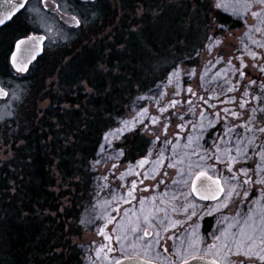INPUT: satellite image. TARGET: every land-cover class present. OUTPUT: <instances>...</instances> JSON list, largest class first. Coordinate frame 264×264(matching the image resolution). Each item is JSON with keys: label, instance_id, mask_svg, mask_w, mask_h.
I'll return each mask as SVG.
<instances>
[{"label": "snow or ice", "instance_id": "obj_1", "mask_svg": "<svg viewBox=\"0 0 264 264\" xmlns=\"http://www.w3.org/2000/svg\"><path fill=\"white\" fill-rule=\"evenodd\" d=\"M96 3L87 0L93 8ZM205 5L213 17L223 13L242 25L236 53L227 58L218 52L202 68L187 67L183 57L161 51L142 30L137 36L143 79L132 94L136 110L108 113L93 159L100 163L107 153L134 160L138 179L130 187L119 185V196L108 188L111 199L104 203L116 215L103 217L98 235L104 243L93 242L85 264H264V0H205ZM49 7V0H0V32L10 24L23 29L5 54L17 74L29 72L37 49L50 39ZM61 18L82 27L76 15ZM217 35H224L223 27L206 34L200 47L211 53L214 45L230 46L226 36L217 40ZM245 60L259 75L244 70ZM153 98L156 115L142 103ZM173 124L179 131L170 136ZM148 179L156 183L140 187ZM207 217L212 223L202 229Z\"/></svg>", "mask_w": 264, "mask_h": 264}, {"label": "trees", "instance_id": "obj_2", "mask_svg": "<svg viewBox=\"0 0 264 264\" xmlns=\"http://www.w3.org/2000/svg\"><path fill=\"white\" fill-rule=\"evenodd\" d=\"M173 1L97 0L93 8L69 0L82 25L88 24L90 34L94 33L93 37H97L95 30L100 28L101 31L102 25L103 29L109 30V35H113L115 43L105 51L88 49L92 36L57 44L49 51L45 49L23 78L11 70L5 56L12 41L21 35L22 27L10 24L0 32V81L17 77L32 91L37 84L45 86L52 79V88L62 95L61 102L68 106L67 111H61L65 114L56 110L54 114L44 116L45 122L40 127L32 126V133L25 136L17 149L16 160L10 163L9 169L0 170V264H81L79 248L82 242L70 240L81 238L76 231L78 228L69 229L65 223L69 218L77 221L79 208L89 206L92 198L89 193L99 192L100 197V183L110 186L116 176L112 166L110 172L104 166H94L93 157L105 127L104 118L110 111L120 108L126 114L136 99L132 95L138 91L136 81L143 79L139 75L140 41L137 39L141 30L161 51L171 48L175 56L183 57L187 67L206 63L207 54L200 46L205 42L206 34L211 36L221 27L224 35H217L216 39L223 40L226 36L230 46L220 45L215 57L218 52L226 58L236 53L233 46L242 25H235L223 13L213 17L205 0H193L194 18L185 26L186 19L178 13L181 11L170 6ZM103 29L99 33L104 32ZM174 46L180 51H174ZM67 47L72 51H65ZM189 53L196 63L189 62ZM244 70L257 76L250 63ZM82 84L91 90L90 95L80 94ZM191 86L195 89L196 83ZM177 110L183 113L182 109ZM49 119L55 122L48 123ZM175 128L174 124L170 126V136L176 133ZM52 168L60 181L58 186ZM104 176L108 177L107 181L103 180ZM65 198H69L68 207L62 202ZM93 203L91 206L95 207ZM67 238L70 241H65Z\"/></svg>", "mask_w": 264, "mask_h": 264}, {"label": "rangeland", "instance_id": "obj_3", "mask_svg": "<svg viewBox=\"0 0 264 264\" xmlns=\"http://www.w3.org/2000/svg\"><path fill=\"white\" fill-rule=\"evenodd\" d=\"M52 1L56 2L59 5V8H61L63 12L72 13L73 10L76 11V8L74 7V5L70 4L69 0H52ZM37 2L38 0H32L33 4H36ZM191 2H193V0H183V1L174 0L170 6L171 8L179 9L181 12H178V13L179 14L182 13V18H184V20L186 19V22L187 21L190 22L191 18H194L193 13H195L196 11L195 9H191ZM206 15L207 13L205 12L204 16ZM182 18L180 19L182 20ZM45 19L49 26V36H50V39L48 38V43H47L48 51L51 49V47H48V46H50L53 42L60 41V43L66 44L68 40H72L75 37H76L75 38L76 40H79L80 38H84L86 36L93 37L94 33L90 34L91 31L88 28L89 27L88 24L87 25L85 24L82 27L81 31H78L77 33H73V32H68L65 29H62L59 26L56 18L50 17L49 15L46 14ZM187 23H183V24L185 26H188L189 23L188 24ZM43 27L44 26L42 24L41 29H43ZM100 27L102 31L104 27L102 25ZM103 30L104 32L102 33H99L100 28H97V30H95L97 37L95 36L92 38L91 47L90 48L88 47V49L94 48L95 50L100 49L102 51H105L107 47L115 43L113 39V35L112 34L109 35V30L108 29L107 30L103 29ZM242 31H243V28L238 30L239 34L235 42L236 44H234L235 46L238 45V38L241 36ZM39 33L43 34V31ZM197 34L199 35V33ZM193 37L195 38V35H193ZM94 45H96L97 47H93ZM217 49L218 47L214 45L213 51L211 53L205 50L207 54V58H206V63H204V65L208 64L209 61H214V59L216 58L215 52H217ZM64 50L67 52L72 51V49H68V47ZM164 52L172 53V50L171 48H167ZM233 62L236 63L237 65L239 63L238 61H233ZM204 65H202L201 68ZM220 67H222V64L216 65V68H220ZM215 70L216 69H213V71ZM253 72H255L256 75H259V73L257 72L255 68H253ZM37 74L39 75V77H41L40 72L38 70H37ZM15 78L16 79H6V80L0 81V86L8 92V96L6 97V99L0 100V170L9 169L10 163L16 160L17 149L20 147V143L24 140L25 136L32 133L31 132L32 126L40 127L45 122V120L43 119L44 116L45 115L49 116L51 114H54L56 110H60V112L58 113H60L61 115L65 114L61 112L62 110H64V112L68 110L67 104H64L61 102L63 99L62 95L56 93L54 89L52 88V85H53L52 79L48 81L45 86L44 84L43 85L37 84L31 91L30 88L28 89L26 84L19 82L17 80V77ZM77 93L78 92H76V94ZM90 93H91V90H89V88H87L85 84H82L80 94L86 96V95H90ZM51 97H53V100L50 99ZM50 103L52 104L51 107H49ZM142 103L144 104L145 107H149V105H151L149 108L150 112L154 115L158 114L155 98H153L152 101L145 100ZM130 108L132 111H135L136 105L133 103ZM180 109L184 111L183 108H180ZM128 114H129V108H128L126 115ZM54 122H55L54 119L48 120V123L53 124ZM13 124L15 127H12ZM175 131L178 132L179 129L175 128ZM98 153H99V147L97 148L96 156ZM124 160L125 159L123 157H110L107 153L105 154L104 159L100 161V163H97L96 160H94V166L96 167L104 166L108 169L109 172L110 170H112L111 166L113 164H116L117 167L113 168L114 170L113 172L115 173L116 176L111 184H113L114 181L116 182L114 185H111V184L110 186L105 185L104 190H101L100 192L101 193L100 197H98L97 194L91 195L89 193V196H92V198H90L89 206H86L85 208L83 207L79 208L78 210L79 212L77 214V217H78L77 221H75L74 218L73 219L69 218V220H67L65 223L67 224L66 226H68L69 229L71 227H73L74 229H76V227L78 228L76 229V231L80 234L79 237L81 238H77L75 237V235H73L72 237H75V238H72V239L70 238V240L71 241L81 240L82 242L81 247L79 248L80 250L79 251L80 253L79 262L81 264H85V257L87 255L89 247L93 244V242H95L96 244L104 243L103 238L98 235V225H102L105 222L103 217L107 214L116 215V213L112 212L111 208H108L104 203L105 201H108L111 199V197H109L108 195V188H111L113 193L116 196H119L120 191H122L118 189L119 185L126 184L130 187L131 181L138 179L133 174L135 171H137L135 167L136 163L132 164ZM146 167H149V166H146ZM53 169L54 168H52V176L55 179L56 186H58L60 181L57 178L56 171ZM108 176H110L111 178L110 173L108 174ZM160 178L162 177L158 176L157 180ZM155 183L156 181L148 179V180H145L144 185H141L140 187H144L145 185L151 186V185H154ZM160 187L162 190L163 186L161 185ZM64 190H66V187H64ZM56 193H57L56 195H58L60 194V191ZM137 195L148 196L149 193H139L138 192ZM93 196H94V199H93ZM68 200L69 198H65L62 200V202L64 203V207L69 206ZM92 202H94L93 204L95 205V207L91 206ZM123 207L127 208L129 206L124 205ZM122 211H121V214H122ZM55 217L56 216H52V218H55ZM211 223H212V218L207 217L205 221L202 222V229H206L208 225ZM111 227L112 226L110 225L109 228ZM67 233L68 231L65 234L67 235ZM68 239L69 238H67L66 240L64 239V240L70 241ZM71 256H73V253L71 254Z\"/></svg>", "mask_w": 264, "mask_h": 264}, {"label": "water", "instance_id": "obj_4", "mask_svg": "<svg viewBox=\"0 0 264 264\" xmlns=\"http://www.w3.org/2000/svg\"><path fill=\"white\" fill-rule=\"evenodd\" d=\"M78 2H82V3H87V0H77ZM49 4H50V7H49V9H48V13H51V14H56L57 16H58V18H59V20L60 21H62V23L63 24H65V25H67V26H69V27H75V25L73 24V25H69V24H67V23H65V20L64 19H62L61 18V13H63L62 11H61V9H58L59 7H58V4L57 3H55L54 1H52V0H49ZM64 14V17L65 18H67L68 16H71V15H69V14H65V13H63ZM45 41H46V38H45ZM45 41H44V43H45ZM44 43L40 46V48H44ZM40 48H38L37 50L39 51V55L37 56V60H38V58H40L41 57V55L43 54V51H40ZM36 60V61H37ZM36 61H34L31 65H30V67L36 62ZM26 74V73H25ZM21 75H24V74H21ZM0 88H2L1 86H0ZM3 89V88H2ZM5 92H7L5 89H3ZM8 93V92H7ZM6 97L7 96H5V97H0V100H5L6 99Z\"/></svg>", "mask_w": 264, "mask_h": 264}, {"label": "flooded vegetation", "instance_id": "obj_5", "mask_svg": "<svg viewBox=\"0 0 264 264\" xmlns=\"http://www.w3.org/2000/svg\"><path fill=\"white\" fill-rule=\"evenodd\" d=\"M75 2H77L76 0H74ZM77 3H80V2H77ZM82 4H87V3H82ZM59 6V5H58ZM61 9V8H60ZM62 11V10H61ZM63 12V11H62ZM63 13H66V14H69V15H76V13H75V11L73 10L72 11V13H68V12H63ZM47 15H49L50 17H53V18H56V20H57V22H58V24H59V26L62 28V29H65L66 31H68V32H73V33H77L78 31H79V29L80 28H76V27H69V26H67V25H65V24H63L62 23V21H60L59 20V18H58V16L56 15V14H51V13H48L47 12ZM77 16V15H76ZM78 17V16H77ZM79 18V17H78ZM84 25H82V27H83ZM33 34H36V35H40V34H42V33H32V32H29V35H33ZM43 35V34H42ZM66 37H68V36H66ZM78 37V36H77ZM76 38V37H75ZM75 38H73V39H75ZM47 43H48V37H46V41H45V43H44V49H43V53H44V50L45 49H48L47 48ZM57 44H62V43H60V41H58V42H53L51 45H53V46H55V45H57ZM48 46V47H52V46Z\"/></svg>", "mask_w": 264, "mask_h": 264}]
</instances>
